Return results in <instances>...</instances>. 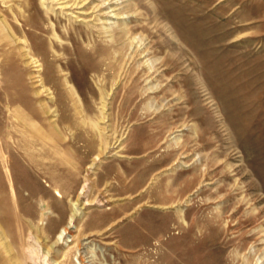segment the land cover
<instances>
[{
  "label": "rangeland",
  "instance_id": "374dc122",
  "mask_svg": "<svg viewBox=\"0 0 264 264\" xmlns=\"http://www.w3.org/2000/svg\"><path fill=\"white\" fill-rule=\"evenodd\" d=\"M0 264H264V0H0Z\"/></svg>",
  "mask_w": 264,
  "mask_h": 264
},
{
  "label": "bare ground",
  "instance_id": "6f19581e",
  "mask_svg": "<svg viewBox=\"0 0 264 264\" xmlns=\"http://www.w3.org/2000/svg\"><path fill=\"white\" fill-rule=\"evenodd\" d=\"M69 228V224H67L66 226H64L62 229H61V231H59V235H58V237H57V240L58 239H60L62 236H63V234L65 233V232H67V229ZM37 252H38V249H37V247L36 246H33V245H31L30 247H29V253H30V257H31V259H35V257H36V255H37ZM43 261H44V263H45V258L43 259Z\"/></svg>",
  "mask_w": 264,
  "mask_h": 264
}]
</instances>
